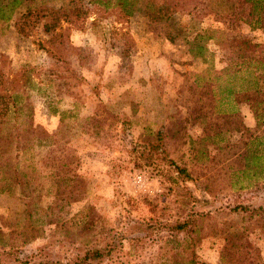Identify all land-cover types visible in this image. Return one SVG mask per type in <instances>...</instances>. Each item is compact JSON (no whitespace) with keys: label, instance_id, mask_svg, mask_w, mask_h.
I'll use <instances>...</instances> for the list:
<instances>
[{"label":"rangeland","instance_id":"374dc122","mask_svg":"<svg viewBox=\"0 0 264 264\" xmlns=\"http://www.w3.org/2000/svg\"><path fill=\"white\" fill-rule=\"evenodd\" d=\"M197 1L151 22L44 0L0 27V250L187 264L193 242L200 264H264V122L251 113L264 27L239 3Z\"/></svg>","mask_w":264,"mask_h":264},{"label":"trees","instance_id":"16d2710c","mask_svg":"<svg viewBox=\"0 0 264 264\" xmlns=\"http://www.w3.org/2000/svg\"><path fill=\"white\" fill-rule=\"evenodd\" d=\"M41 1V2H40ZM44 1V0H43ZM42 0H0V27L2 25H6L9 22L11 16L14 14H19V19H26L27 17H31L33 14L37 13L38 3H42ZM88 3L100 8L103 12H108L111 10H117L121 13V15L125 17H131L134 15V12L140 10L146 18L151 22H161L167 20L177 9L179 6L178 3H198L197 0H87ZM28 3L27 6L23 7V3ZM239 3V9L243 10L242 19L245 20L247 17L246 23L252 27L263 29V20H264V0H226V3ZM23 8V10H22ZM260 50V53L264 54V43L257 47ZM252 63L259 64L260 74L264 75V57H260ZM255 66V65H254ZM227 75L228 79H231L234 73L229 72L228 70L224 72ZM262 75H259L257 78H261ZM264 78V77H263ZM219 94V92H218ZM227 96L232 99L238 94V92L233 91V89H227ZM244 94L243 98L247 96V93ZM217 95V93H213L212 97ZM235 101V99L233 100ZM248 101L246 98L245 103ZM263 99L257 102L254 109L252 108V112L249 109L250 105L248 104V111L253 113L254 117H256V125H261L264 122V103ZM243 103V101L239 100L238 105ZM14 102L6 103L4 107V113H12V109ZM10 106V107H9ZM255 110H260V113H257ZM13 114V113H12ZM0 120V125H5V121L7 119V115L3 116ZM7 135H1L0 139L1 143L4 141ZM256 150L252 151L251 159L257 160L258 156ZM257 167V166H255ZM177 172L184 174V171L181 169H176ZM12 177L16 183L18 181V177H23V173L19 171L17 168L13 169ZM3 171H0V179L5 180V175L2 174ZM7 181V180H6ZM9 182H2L0 185V192L5 191L9 187ZM262 208H258L257 210H261ZM235 210V209H234ZM188 219L177 223H172L166 228L167 230H174L176 233L181 231H187L188 229ZM174 238V236H173ZM28 242V241H27ZM13 243L10 241L9 249L0 250V264H91V258L89 253L94 257H100L102 254L107 255L109 253V249L105 247H95L92 246L90 248H84L81 252L74 254L71 258L66 261H55L46 259L36 252L34 254H21L19 257V252H17V248H12ZM194 243L190 242L188 247V259L187 264H200L196 261L194 256L192 247ZM85 247V246H84ZM245 249V247H244Z\"/></svg>","mask_w":264,"mask_h":264},{"label":"crops","instance_id":"0c3cea01","mask_svg":"<svg viewBox=\"0 0 264 264\" xmlns=\"http://www.w3.org/2000/svg\"><path fill=\"white\" fill-rule=\"evenodd\" d=\"M246 114H248V113H246ZM246 114H244V115H246Z\"/></svg>","mask_w":264,"mask_h":264}]
</instances>
